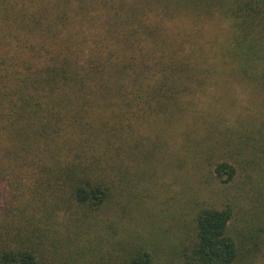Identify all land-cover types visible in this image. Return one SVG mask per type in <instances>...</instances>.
<instances>
[{
	"label": "trees",
	"instance_id": "obj_1",
	"mask_svg": "<svg viewBox=\"0 0 264 264\" xmlns=\"http://www.w3.org/2000/svg\"><path fill=\"white\" fill-rule=\"evenodd\" d=\"M220 82L243 88L254 112L242 106L236 126L200 115L222 151L212 171L260 193L264 0H0V264H155L144 245L90 250L79 230L108 232L99 221L131 204L132 172ZM234 213L199 206L182 263L256 256L264 235L238 238Z\"/></svg>",
	"mask_w": 264,
	"mask_h": 264
},
{
	"label": "rangeland",
	"instance_id": "obj_2",
	"mask_svg": "<svg viewBox=\"0 0 264 264\" xmlns=\"http://www.w3.org/2000/svg\"><path fill=\"white\" fill-rule=\"evenodd\" d=\"M219 85L207 88L196 98L197 119L191 116L175 122L159 136V148L152 155V161L132 172L135 180L130 188L131 204L124 214H106L99 221L108 232L96 228L85 233L79 230L78 235L82 240L87 239L90 250L98 245L109 246L112 252L119 251L123 256L127 250L144 245L153 255L155 264H183L182 244L193 233L194 211L208 204L233 206L231 225L240 230L238 238H250L254 231L264 235V190L245 192L241 173L233 182L226 183L221 181L224 176L218 177L212 171L222 151H211L213 144L209 143L213 139L205 136L201 116L208 113L207 121L222 114L225 124L236 126L237 115L243 113L242 106L254 112V105L243 88L227 82ZM154 129H158L157 125ZM146 130H149L148 125H143L142 131ZM202 155L204 158L197 165L200 161L195 158L200 159ZM5 175V189L17 191L23 180L9 170ZM250 255L236 264H264V244L256 256Z\"/></svg>",
	"mask_w": 264,
	"mask_h": 264
}]
</instances>
